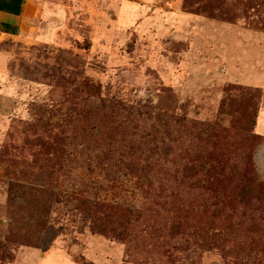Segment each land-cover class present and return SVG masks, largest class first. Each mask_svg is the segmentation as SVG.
<instances>
[{"label":"rangeland","instance_id":"obj_1","mask_svg":"<svg viewBox=\"0 0 264 264\" xmlns=\"http://www.w3.org/2000/svg\"><path fill=\"white\" fill-rule=\"evenodd\" d=\"M44 1L54 11L48 38L0 36V264H233L210 236L232 212L242 230L263 224L261 202L234 199L216 216L201 207L202 176L175 182L159 152L138 151L160 125L174 138V163L189 159L175 112L256 134L264 181V34L248 32L264 31V0ZM33 125L59 138L52 177L31 160ZM234 228V244L253 234ZM250 248L239 264H264V247Z\"/></svg>","mask_w":264,"mask_h":264},{"label":"trees","instance_id":"obj_2","mask_svg":"<svg viewBox=\"0 0 264 264\" xmlns=\"http://www.w3.org/2000/svg\"><path fill=\"white\" fill-rule=\"evenodd\" d=\"M261 98L264 99V88L261 90ZM118 109H124L122 103L116 105ZM168 117H172L169 115ZM174 118L179 124L183 125L182 132H187L189 140L193 143L190 145L189 159L183 163H174V138L166 129H161L160 125L154 126L156 132L150 133L152 139H154L153 145H148L145 151L141 150L138 152H146V159L149 160L153 155L154 151L161 154V160L159 163L160 170L165 174H170L169 177H173L175 182L183 181L185 175L189 176H202L207 184H203L196 180L194 187L202 188L203 191L209 196L205 199V202L201 203V207L209 209L212 213H216V216H224L229 210L232 211V205L238 200L239 204L251 203L253 200L260 201V206H264V181L261 182L257 179L254 170L253 158L254 151L253 147L250 146V142H254L256 134L253 132H243L238 130H232L225 127H221L212 123L188 121L183 117H179L174 112ZM122 127V124L121 126ZM118 128V127H117ZM116 128V129H117ZM29 131L25 137L26 141L39 142L37 148L35 147L31 152V160L34 161L39 168H44L45 171H49L50 176H54L58 171L57 166L59 164V154L56 146L59 144V138L54 133L39 131L37 133L36 125L29 127ZM33 133V134H31ZM184 133H182V136ZM219 137L222 138V142H219ZM162 142L161 145H155L157 139ZM167 138L168 142H165ZM160 143V142H159ZM259 143V141H258ZM133 148L136 147L133 143L127 144ZM117 149V145L116 148ZM118 151V149H117ZM177 156H184L183 152L178 153ZM171 162V165L167 166V163ZM146 168H152L148 162ZM88 214L92 217V221L98 226L103 224L98 219L97 210L92 209L87 204L84 205ZM84 209V210H85ZM260 210V219L264 221V210ZM244 213V212H243ZM247 215L248 213H244ZM229 217V222L222 229L214 231L210 236L212 244L209 246L221 247L224 250H228L229 255L234 259L233 264H239L244 258V253L250 248L256 252H262L264 247V223L259 224L255 222L254 226L249 229L242 230L243 219L241 217ZM215 226V227H214ZM237 226L240 233L253 232L252 236L249 237V241L243 244H234L232 238L234 227ZM213 229H219L216 225H212ZM220 242V244H218ZM224 243L230 245L225 247ZM246 243H249L248 248ZM78 264H94L91 261H85L80 259Z\"/></svg>","mask_w":264,"mask_h":264},{"label":"crops","instance_id":"obj_3","mask_svg":"<svg viewBox=\"0 0 264 264\" xmlns=\"http://www.w3.org/2000/svg\"><path fill=\"white\" fill-rule=\"evenodd\" d=\"M180 9L181 7L176 12H182ZM53 12L44 0H0V36L42 41L50 36L43 33L42 27L45 21H51L49 15ZM248 32L257 37L264 34V31Z\"/></svg>","mask_w":264,"mask_h":264}]
</instances>
